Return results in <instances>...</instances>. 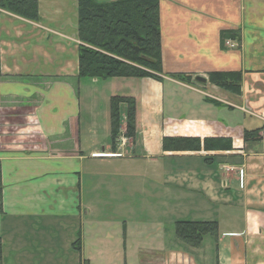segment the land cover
I'll use <instances>...</instances> for the list:
<instances>
[{
  "label": "crops",
  "instance_id": "crops-1",
  "mask_svg": "<svg viewBox=\"0 0 264 264\" xmlns=\"http://www.w3.org/2000/svg\"><path fill=\"white\" fill-rule=\"evenodd\" d=\"M37 7L38 21L0 10V264H264V135L243 138L264 124V0H159L161 79L80 78L77 0ZM210 72H240V92ZM113 96L136 104L135 136L115 151ZM130 165L151 166L162 203L183 211L144 226L95 219L98 184L127 180ZM171 213L215 220L218 234L189 246L160 221Z\"/></svg>",
  "mask_w": 264,
  "mask_h": 264
},
{
  "label": "trees",
  "instance_id": "trees-1",
  "mask_svg": "<svg viewBox=\"0 0 264 264\" xmlns=\"http://www.w3.org/2000/svg\"><path fill=\"white\" fill-rule=\"evenodd\" d=\"M0 10L32 21L39 20L37 0H0ZM77 35L80 41L78 46L80 78L161 79L163 70L159 0H77ZM228 37L239 40L236 32L221 33L222 40ZM168 76L187 80L181 73H170ZM208 81L227 91L239 93L241 73L210 72ZM135 112L136 104L132 97L110 98V136L114 151L117 137L121 133H124L125 137L134 138ZM123 119L125 125L124 131L121 132ZM263 130L264 124L254 129H246L243 138L246 142L258 140ZM198 142V139L191 138H164L163 148H198ZM174 231L179 240L197 247L204 236H217L218 224L215 220H176Z\"/></svg>",
  "mask_w": 264,
  "mask_h": 264
},
{
  "label": "rangeland",
  "instance_id": "rangeland-1",
  "mask_svg": "<svg viewBox=\"0 0 264 264\" xmlns=\"http://www.w3.org/2000/svg\"><path fill=\"white\" fill-rule=\"evenodd\" d=\"M78 44L80 41L78 39ZM151 78V77H150ZM123 122L121 124L125 125ZM9 121V120H6ZM124 131V126L121 127V132ZM264 135V131L262 133ZM18 138V137H17ZM16 138V139H17ZM19 139V138H18ZM14 140V139H13ZM128 141V137H125L124 133L120 134L117 137L116 143ZM98 155L103 156L104 153H97ZM109 165H93L91 167L92 170L88 172H98L99 174H95L94 176L103 177L105 174H108L113 167ZM112 166V165H111ZM144 169V180L137 179V176L140 175V171ZM129 174L124 175L126 177L128 175L127 180H121L119 182H112V186L109 184H98L95 192L97 201V206L99 208V214L95 217L98 221L106 222L105 220L113 221L114 223H126L134 226H144V225H153L154 222L158 219L157 212L158 211H183L181 208L172 209V206L164 205L162 203L161 195H159V185H156L155 181L152 178L153 168L147 165H141L139 168L129 166L127 168ZM138 173V175H137ZM148 173V174H147ZM133 174H136L134 176ZM92 175H87L85 179V183L87 188L94 182L92 179ZM91 193H93L91 191ZM115 195L118 199H111L110 197ZM113 203H122L123 211L119 213L118 211H113L111 207L114 209ZM177 213V212H176ZM119 214V215H116ZM186 217L181 215H174L171 213V216L160 221L164 222V224H174L175 220H187ZM118 220V221H115Z\"/></svg>",
  "mask_w": 264,
  "mask_h": 264
},
{
  "label": "built area",
  "instance_id": "built-area-1",
  "mask_svg": "<svg viewBox=\"0 0 264 264\" xmlns=\"http://www.w3.org/2000/svg\"><path fill=\"white\" fill-rule=\"evenodd\" d=\"M230 46H234V43H230ZM98 154H95V156H97ZM225 168V170H227V171H230V170H232L233 168L232 167H224Z\"/></svg>",
  "mask_w": 264,
  "mask_h": 264
},
{
  "label": "water",
  "instance_id": "water-1",
  "mask_svg": "<svg viewBox=\"0 0 264 264\" xmlns=\"http://www.w3.org/2000/svg\"><path fill=\"white\" fill-rule=\"evenodd\" d=\"M198 78V80H200V81H204V79L203 78H201V77H197Z\"/></svg>",
  "mask_w": 264,
  "mask_h": 264
}]
</instances>
